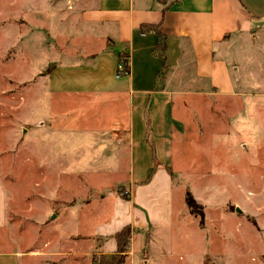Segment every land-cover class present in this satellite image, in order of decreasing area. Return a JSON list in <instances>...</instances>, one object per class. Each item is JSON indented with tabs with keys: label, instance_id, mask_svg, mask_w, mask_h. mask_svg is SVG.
I'll use <instances>...</instances> for the list:
<instances>
[{
	"label": "rangeland",
	"instance_id": "1",
	"mask_svg": "<svg viewBox=\"0 0 264 264\" xmlns=\"http://www.w3.org/2000/svg\"><path fill=\"white\" fill-rule=\"evenodd\" d=\"M12 1L0 0V147L10 229L25 234L0 250L41 253L19 264H106L111 256L100 253L105 239L92 235L112 217L125 221L132 213L130 255L118 256L122 264H264L263 39L235 53L239 95L178 102L179 126L164 157L172 175L163 169L164 180L143 192L140 184L130 186L128 163L89 162L102 149L92 148L88 135L46 132L80 125L77 113L96 107L69 101L58 117L35 81L29 83L46 74L53 64L42 67L60 53L45 52L39 33H20L26 4ZM19 38H25L20 46ZM187 189L195 201L191 211Z\"/></svg>",
	"mask_w": 264,
	"mask_h": 264
},
{
	"label": "crops",
	"instance_id": "2",
	"mask_svg": "<svg viewBox=\"0 0 264 264\" xmlns=\"http://www.w3.org/2000/svg\"><path fill=\"white\" fill-rule=\"evenodd\" d=\"M24 4L25 26L20 33H39L45 52L60 53L56 61L42 67L45 70L53 64L49 73L39 72L29 83L35 81L58 117L66 113L69 101L79 105V100H86L96 107L77 113L80 125L51 126L46 132L61 129L82 133L79 138L88 135L93 140L89 145L102 149L89 162L128 163L130 186L140 184L143 192L152 191L157 178L164 180L159 177L163 169L172 175V169L169 174L165 168L164 157L179 126L175 120L178 102L239 95L240 68L233 61L235 53L257 45V39L264 42V0H25ZM35 19L41 20L40 26L34 24ZM24 39L16 40L17 45ZM119 54L127 59L128 73L116 78ZM148 143L160 164L150 179L153 160ZM2 160L0 147V245L24 239L25 234L10 229ZM141 163L145 165L138 169ZM171 183L167 177L166 189L172 188ZM168 211L169 207L164 208ZM129 215L125 221L112 217L92 235L101 242L105 239L102 256L114 254L116 243L111 236L130 227L132 213ZM39 254L32 249L0 250V264H19L20 258Z\"/></svg>",
	"mask_w": 264,
	"mask_h": 264
},
{
	"label": "trees",
	"instance_id": "3",
	"mask_svg": "<svg viewBox=\"0 0 264 264\" xmlns=\"http://www.w3.org/2000/svg\"><path fill=\"white\" fill-rule=\"evenodd\" d=\"M144 27L141 28V30H143ZM158 38H162L159 34H158ZM161 44H158L157 46H159ZM156 46V51L158 50ZM163 47L160 49V52H162ZM118 59H120L121 54L117 55ZM125 60V59H124ZM125 67H126V71L128 73V63L127 61L125 62ZM51 71V69L47 70V73H49ZM151 152H152V160H153V169L150 172L149 175V179L150 176L154 173V170L160 166V164L156 161V157H155V150L154 147L151 143H148ZM166 170L168 171L169 174H171V168L170 167H165ZM148 179V180H149ZM147 180V181H148ZM185 204L188 206L189 210L191 211L192 207L195 205V201L193 199V197L191 196V192L189 189L186 190L185 192ZM192 213V212H191ZM131 229L129 226H125L123 228H121L120 230L116 231L111 237L114 239L115 243H116V249L114 254L111 255V261L109 263L106 264H122L123 260L122 258L120 259L118 256H120L121 254H127L129 252V241H130V236H131ZM128 248V250H127ZM128 251V252H127Z\"/></svg>",
	"mask_w": 264,
	"mask_h": 264
},
{
	"label": "built area",
	"instance_id": "4",
	"mask_svg": "<svg viewBox=\"0 0 264 264\" xmlns=\"http://www.w3.org/2000/svg\"><path fill=\"white\" fill-rule=\"evenodd\" d=\"M126 61H127L126 57H123L122 55H121L120 59H118L117 65H116V70H115V77L116 78H121V77L127 75V71H126V67H125Z\"/></svg>",
	"mask_w": 264,
	"mask_h": 264
},
{
	"label": "water",
	"instance_id": "5",
	"mask_svg": "<svg viewBox=\"0 0 264 264\" xmlns=\"http://www.w3.org/2000/svg\"><path fill=\"white\" fill-rule=\"evenodd\" d=\"M235 210H236V212L239 213V214L242 213V211H241L239 208H236Z\"/></svg>",
	"mask_w": 264,
	"mask_h": 264
}]
</instances>
